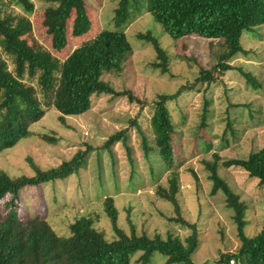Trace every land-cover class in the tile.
<instances>
[{
    "label": "rangeland",
    "instance_id": "1",
    "mask_svg": "<svg viewBox=\"0 0 264 264\" xmlns=\"http://www.w3.org/2000/svg\"><path fill=\"white\" fill-rule=\"evenodd\" d=\"M31 1V14L14 0H0V11L20 26L26 24L21 16L27 17L31 30L24 37L36 49H44L54 63L63 62L101 30L115 29L118 0H85L90 31L72 36L70 20L67 47L56 51L41 25L49 3ZM146 7V0H139L131 8L132 18L124 29L130 48L118 66L104 69L101 75L113 92L92 93L87 110L76 115H65L54 106L40 71L19 75L12 55L0 41L7 70L35 89L44 109L43 116L29 124L26 136L0 152V171L13 180L30 178L86 152L82 165L67 176L25 185L16 196L7 193L0 197V213L15 211L19 218L39 215L60 236L70 235L69 225L76 217L97 216L94 227L112 240L115 233L103 207L104 197L112 196L117 224L126 233L134 226L137 233L150 237L171 234L183 239L191 229L178 220L181 217L197 228L199 245L191 260L218 264L220 253L236 251L240 239L224 193H210L212 182L205 161H213L214 154L219 156L218 175L244 202V233L253 236L264 225V184L240 167L221 165L264 147V24L243 31L240 43L244 51L229 60L231 69L216 73L214 66L227 49L223 39L195 34L173 38ZM148 33L164 50L161 58L144 36ZM204 69L213 74L212 81H197ZM241 70L250 72L259 87L247 83ZM175 92L177 96L168 103L175 130L173 164L167 169L155 151L150 117L157 95ZM123 129H127L130 155L122 141L110 147L112 153L104 147L110 135ZM171 170L178 172L179 212L155 191L159 185L168 186ZM140 254H133L130 264H140ZM166 258L154 252L148 264H164ZM228 264L245 263L234 260Z\"/></svg>",
    "mask_w": 264,
    "mask_h": 264
},
{
    "label": "trees",
    "instance_id": "2",
    "mask_svg": "<svg viewBox=\"0 0 264 264\" xmlns=\"http://www.w3.org/2000/svg\"><path fill=\"white\" fill-rule=\"evenodd\" d=\"M14 1L26 14L34 11L31 0ZM45 1L49 5L42 12L41 25L50 38L52 49L61 51L67 47L70 20L72 36H82L90 31L92 22L85 0ZM138 1L118 0L114 13L115 29L101 30L93 40L73 49L60 63H54L49 54H44V49L42 51L29 44L24 37L31 30L27 17L21 16L26 24L20 26L15 19L8 18L0 11V41L6 52L12 55L19 75L25 71H40L42 84L54 98V106L65 115L80 114L89 107L92 93L113 92L112 88L101 80V75L104 69L118 66L129 50L130 45L124 29L132 18L129 14L131 8ZM146 2L147 11L154 15L173 38L195 34L208 39L224 40L227 49L214 66L213 72L216 73L231 69L229 60L244 51L240 43L243 31L264 24V0ZM144 36L152 43L157 58H161L164 50L157 39L149 33ZM242 75L254 88L259 87V82L250 72L242 71ZM213 79V74L204 69L201 70L197 81L208 82ZM177 93L157 95L150 117L155 151L167 169L173 164L172 135L175 130L168 103L175 99ZM43 110L35 89L21 78L12 75L0 56V152L14 146L26 136L29 124L41 118ZM127 140V129H123L110 135L104 142V147L112 153L110 147L122 141L130 155ZM85 153L78 152L70 161L30 178L13 180L0 171V197L7 193L16 196L19 189L25 185L67 176L82 165ZM219 159V156L214 154L213 161H205L212 182L210 193L215 194L218 190L224 193L227 206L233 210L240 245L234 252H221L217 263L228 264L230 260H236L245 264H264V225L253 236L244 233L246 206L218 175ZM221 165L240 167L250 177L264 184V147L250 151L245 158L224 160ZM170 172L168 186L159 185L155 191L179 212L178 172ZM103 207L115 233L112 240L106 239L103 232L94 227L97 216L76 217L69 225L70 235L60 236L39 215L19 218L15 211L8 215L0 213V264H130L132 255L138 251L141 252L138 259L140 264H148L154 252L167 257L164 264H196L191 260V254L199 245L195 223L187 222L181 217L178 219L191 229V233L183 239L171 234L165 238L159 234L150 237L137 233L134 226L130 233H126L117 224L118 210L112 196L104 197Z\"/></svg>",
    "mask_w": 264,
    "mask_h": 264
},
{
    "label": "built area",
    "instance_id": "3",
    "mask_svg": "<svg viewBox=\"0 0 264 264\" xmlns=\"http://www.w3.org/2000/svg\"><path fill=\"white\" fill-rule=\"evenodd\" d=\"M231 262H233V260H230Z\"/></svg>",
    "mask_w": 264,
    "mask_h": 264
},
{
    "label": "crops",
    "instance_id": "4",
    "mask_svg": "<svg viewBox=\"0 0 264 264\" xmlns=\"http://www.w3.org/2000/svg\"><path fill=\"white\" fill-rule=\"evenodd\" d=\"M92 95V94H91ZM90 100H91V96H90Z\"/></svg>",
    "mask_w": 264,
    "mask_h": 264
}]
</instances>
